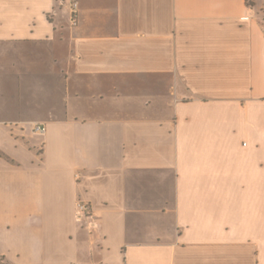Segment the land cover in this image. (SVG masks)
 <instances>
[{"label": "crops", "instance_id": "crops-1", "mask_svg": "<svg viewBox=\"0 0 264 264\" xmlns=\"http://www.w3.org/2000/svg\"><path fill=\"white\" fill-rule=\"evenodd\" d=\"M0 264H264V0H0Z\"/></svg>", "mask_w": 264, "mask_h": 264}, {"label": "built area", "instance_id": "built-area-1", "mask_svg": "<svg viewBox=\"0 0 264 264\" xmlns=\"http://www.w3.org/2000/svg\"><path fill=\"white\" fill-rule=\"evenodd\" d=\"M71 12H72V23H77V14H78V3L76 1L71 4ZM34 130L39 132H45L46 127L41 125H35ZM76 216L78 219L88 218L92 216V207L91 204L84 199L79 198L76 203ZM89 224L94 227L96 223L94 221H90Z\"/></svg>", "mask_w": 264, "mask_h": 264}]
</instances>
